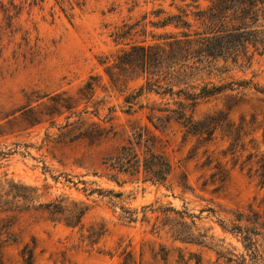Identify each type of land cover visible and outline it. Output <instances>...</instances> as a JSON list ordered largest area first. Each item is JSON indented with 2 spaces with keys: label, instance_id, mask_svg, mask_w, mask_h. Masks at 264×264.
<instances>
[{
  "label": "rangeland",
  "instance_id": "obj_1",
  "mask_svg": "<svg viewBox=\"0 0 264 264\" xmlns=\"http://www.w3.org/2000/svg\"><path fill=\"white\" fill-rule=\"evenodd\" d=\"M170 3L0 0V264H26L25 246L33 249L32 264H120L125 250L137 263L143 252L146 264H156L152 253L160 246L197 254L203 264L237 263L228 262L229 255L220 258L208 238L240 254L239 243L221 231L218 220L228 223L249 207L264 210V191L239 166L251 151L249 138L263 139L264 54L250 65L219 60L195 72L188 84L196 90L186 91L205 85L227 89L196 106L190 130L176 122L155 130L146 119L149 108L169 103L175 109L178 99L137 96L146 80L140 67L113 65L121 49L163 44L178 34L158 25L176 13ZM158 11L163 13L157 16ZM7 13L15 16L10 23ZM179 89L184 88L173 91ZM252 116L256 124L236 164L225 132ZM136 124L168 141L173 171L165 185L105 177L102 163L119 151ZM219 168L228 172L227 180ZM60 199L87 208L80 225L54 222L40 206L52 209ZM95 224H103L106 233L92 245L87 236ZM187 234L192 242L175 240ZM203 236L206 244H199Z\"/></svg>",
  "mask_w": 264,
  "mask_h": 264
},
{
  "label": "trees",
  "instance_id": "obj_2",
  "mask_svg": "<svg viewBox=\"0 0 264 264\" xmlns=\"http://www.w3.org/2000/svg\"><path fill=\"white\" fill-rule=\"evenodd\" d=\"M206 1L208 4L202 8L198 0H171L170 6L176 9V13L162 18L158 25L163 28L173 27L178 34L168 35L163 44L131 45L127 50H119L114 58V68L122 70L124 66L140 67L145 75V86L138 89L137 96L147 92L178 99L173 100L175 109L170 108L169 103L164 104V107L149 108L146 119L157 131L166 129L172 122L190 130L195 125L193 112L196 106L227 89L226 86L211 85L209 88L205 85L197 88V91H186L195 72L197 74L209 69L219 60L232 65H250L255 55L264 54V0ZM161 13L163 12L158 11L156 15ZM5 17L10 23L15 16L7 13ZM115 35L117 39L121 37L117 33ZM178 86H183L184 89L174 92L173 88ZM189 89L196 90L194 87ZM127 103L130 110L131 104ZM254 124L256 118L253 116L249 122L241 118L239 126L233 127L234 124H230L229 130L225 132L232 139L229 148L236 157V164L246 151L244 140L251 134L248 130ZM253 133L255 132L252 135ZM262 138L261 142H257L254 136L249 138L247 144L251 151L239 164L240 170H246L247 178L259 192L264 191V134ZM167 142L147 125H134L125 144L114 156L106 158L102 163L106 171L105 177L115 183H118L119 176H127L135 181L165 185L173 171L165 152ZM219 169V173L225 174L223 181L227 180L228 172ZM260 205L264 207V192ZM40 206L47 210L54 222H62L65 227L72 229L80 225L87 211L82 204L67 202L66 199L53 204L52 209L51 204ZM233 215L234 219L228 223L218 220V225L223 233L239 243L241 253L234 254L236 249L225 245L221 240L215 243L213 237L208 238V244L218 249L220 258L229 255L228 262L264 264V210L260 213L249 207L246 214L238 212ZM105 233L103 224L92 225L87 240L92 245L96 244ZM190 235L175 240L190 243L193 241ZM203 238L199 244H206L205 236ZM174 253L177 255L174 264H203L197 254L185 253L179 248L167 250L163 246H160L158 252L152 253V259L156 264H168ZM121 255L120 264H146L143 252L139 263L131 251L125 250ZM232 258H236V261ZM22 259L26 264H32L33 249L25 246Z\"/></svg>",
  "mask_w": 264,
  "mask_h": 264
}]
</instances>
